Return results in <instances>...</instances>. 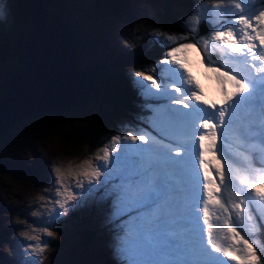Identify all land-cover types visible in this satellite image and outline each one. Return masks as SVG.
<instances>
[{
    "label": "snow or ice",
    "instance_id": "1",
    "mask_svg": "<svg viewBox=\"0 0 264 264\" xmlns=\"http://www.w3.org/2000/svg\"><path fill=\"white\" fill-rule=\"evenodd\" d=\"M206 4L198 0L184 32L153 36L164 54L152 74H131L142 113L122 125L125 133L112 135L97 163L55 166L58 187L41 197L53 204L41 229L47 237L56 235L51 229L69 205L105 203L119 264H261L264 248L258 255L257 241L238 228L247 220L252 235L261 231L250 206L264 202V0H217L215 20L202 13ZM7 7L0 0V18ZM202 17L211 25L203 31ZM193 47L216 74L219 104L188 70L185 56ZM23 238L35 243L21 242L18 264H40L28 257L50 241L28 231Z\"/></svg>",
    "mask_w": 264,
    "mask_h": 264
},
{
    "label": "rangeland",
    "instance_id": "2",
    "mask_svg": "<svg viewBox=\"0 0 264 264\" xmlns=\"http://www.w3.org/2000/svg\"><path fill=\"white\" fill-rule=\"evenodd\" d=\"M162 1L116 0L113 2L109 0L111 4L104 8L106 12L102 10L98 15L93 12L96 0H70L73 13L79 14L87 11V15L76 22V26L80 28V32H77L80 35L79 42L83 41L84 44V47L79 49L81 54L76 53V58L79 59L76 69L79 66L81 69L83 66L86 68L88 64L92 67L93 60L97 58L126 57L135 51H143L155 42L153 40L155 34L173 33L155 22L156 15L161 10ZM6 2L8 5L6 14L0 18V35L6 34V40L11 46L16 41V47L23 31L13 12L14 0H6ZM174 2L179 3L181 0ZM197 2L198 0H191L189 14L192 13ZM216 2L217 0H207V4L202 5L201 11L208 15L209 20L217 18L212 15L214 9L211 7ZM47 5L48 11L53 8L52 3L48 2ZM107 12H111V14L106 16ZM162 50L156 57L158 60L148 65V70H145L144 66L138 68L135 63L129 62L123 69L128 74L135 71H146L148 74H152L151 66L158 65L164 54V49ZM185 59L189 65L188 70L200 83L202 89L218 92L214 98L216 101L220 100L222 95L220 85L215 79L216 74H213L205 66L200 49L198 47L191 48L187 51ZM18 61L19 58L12 57L0 63V90L3 85L5 88V79L11 73L13 66L18 65ZM210 95L213 96L211 92H209ZM207 98L211 100L210 97ZM94 111L96 109L92 106L90 109H69L61 112L59 116L27 115L4 130L3 137H6L5 140L8 141V144L5 147L0 143V158L2 159L0 161V264H18L19 257L25 251L21 242L23 245L35 243L24 240L23 233L25 231L32 235H40L42 240L49 241L51 238L43 234L41 229L47 226L51 218L49 213L53 204L42 200L41 197L50 198L54 195V188L58 187L54 184L55 166L66 165L69 161L79 164L86 159H92L93 163H97L96 155L103 146L110 142L112 135L125 133L126 130L119 127L117 130L112 129L105 140L101 135L102 138L99 139L98 144L104 140L103 145L98 151L87 153L85 156H83L84 152L71 149L70 146L63 147L60 142L67 135V130L70 128L83 133L82 130H85L83 127L89 129L87 123L92 119L91 115ZM98 118L108 125L106 114H99ZM253 153L254 165L259 168L262 166L259 159L260 152L257 150ZM76 203L79 205V201ZM251 206L258 217L260 211H264L263 208H260V206L264 207V202L253 203ZM210 211L213 210L210 209ZM108 213L109 205L105 203L89 202L82 207L78 206L75 210L69 205L68 213L59 217L57 221L60 222L61 229L56 226L57 224L51 229L55 231L56 235L52 237V241L45 251L37 257L29 256L28 258L38 259L40 264H101V260L106 256L113 264H119L114 253V229L109 223ZM88 215L89 217H87ZM222 218L221 224L223 223ZM213 222L215 223V217H213ZM92 227L95 229V239L89 243L79 241L78 237L85 234V229ZM238 231H241V235L249 239L250 243L254 240L257 241L256 236L249 232L248 221L238 228ZM223 235V233L218 234L220 238L218 242H224ZM56 241V246L60 241L61 244H58L57 254L54 256L55 262H52L49 260L48 250L51 253V243ZM104 244L108 245L104 247ZM253 247L260 255L264 244L257 241ZM261 264H264V258H262Z\"/></svg>",
    "mask_w": 264,
    "mask_h": 264
},
{
    "label": "trees",
    "instance_id": "3",
    "mask_svg": "<svg viewBox=\"0 0 264 264\" xmlns=\"http://www.w3.org/2000/svg\"><path fill=\"white\" fill-rule=\"evenodd\" d=\"M112 1L115 2L116 0ZM174 1L175 0L162 1L161 10L158 15H156L155 22L168 31L182 33L184 32V20L190 15L189 12L191 10L189 7L191 5V0H181L179 3H175ZM50 3H52L53 8L48 11V5L46 4L45 24L48 23L54 12H61L67 8L69 10L73 9L70 0H53ZM110 4L111 2L109 3V0H96L93 5V12L99 15L101 11H104V8ZM12 8L16 19L22 27L23 34L18 40L16 47V41L14 42V45L11 46L6 40V34L0 35V63L7 59H11L12 57L19 58L18 65L15 64L11 73L6 77L5 88L3 85L0 90V96L7 90V81L16 74L19 67L24 63V54L21 50V45L28 37V29L31 24V19L28 14V0H14ZM202 13L205 14V12ZM109 14H111V12H107L106 16ZM209 27H211V25L205 23L202 17V22L200 24L201 31ZM73 30L76 33L80 32V28L76 26V23L74 24ZM79 36L80 35H78V37ZM83 47V41H78L76 53L81 54L79 49ZM162 51L161 47L153 42L147 49L143 51H135L126 57L113 56L116 58L94 59L92 67L88 64L86 68L84 66L82 68V83L79 91L76 93V99L73 102L65 103L60 107H56L54 110H39L34 114L37 116L46 114H50V116H59L61 112L69 109L82 110L84 108L90 109L94 106L96 111L91 115L92 119H87L89 121V123H87L89 129L83 127L85 130H82L83 133H80L69 128L67 130V135L60 143L63 147L70 146L71 149L79 150L81 153L84 152L83 156L87 153L96 152L103 145L105 137L112 129L117 130L119 127H122L125 122H135L138 115L142 113L140 107L142 100L137 92V88L132 82V75L126 73L123 67L129 62L131 64L135 63L138 68H143L144 66V69L148 70V65L157 61L158 59L156 57ZM213 57H215V53H213ZM77 61H79L78 58ZM99 114L107 115L108 125L105 121L98 118ZM101 135H103L104 140L98 144V141H100L99 139L102 138ZM5 139L6 137H3L2 135L0 138L2 146ZM0 161H2L1 158ZM90 214L92 215V213ZM87 217H89V215ZM56 224V226L61 229L60 222H56ZM257 235L262 244H264V225H261V231L258 232ZM94 236L95 229L92 227L85 229V234L78 237V240L84 243H89L95 239ZM49 241H52V237L49 238ZM56 243L57 241L51 243V253L50 250H48V257L52 262H55L54 256L57 254V246L58 244H61V241L57 246ZM107 245L108 244H104V247ZM101 264L113 263L105 256L101 260Z\"/></svg>",
    "mask_w": 264,
    "mask_h": 264
},
{
    "label": "water",
    "instance_id": "4",
    "mask_svg": "<svg viewBox=\"0 0 264 264\" xmlns=\"http://www.w3.org/2000/svg\"><path fill=\"white\" fill-rule=\"evenodd\" d=\"M52 1L28 0L31 24L21 45L24 63L0 96V138L9 125L27 115L73 102L81 86L82 69H76L79 37L73 27L87 11L54 12L45 24L46 4Z\"/></svg>",
    "mask_w": 264,
    "mask_h": 264
},
{
    "label": "bare ground",
    "instance_id": "5",
    "mask_svg": "<svg viewBox=\"0 0 264 264\" xmlns=\"http://www.w3.org/2000/svg\"><path fill=\"white\" fill-rule=\"evenodd\" d=\"M203 92H204V95L206 96V97H210V99L211 100H215L216 101V99L214 98V95H217V93H214L213 91H206V90H203ZM209 92H211L212 94H213V96H209ZM202 214V213H201ZM202 217V216H201ZM223 219V218H222Z\"/></svg>",
    "mask_w": 264,
    "mask_h": 264
},
{
    "label": "flooded vegetation",
    "instance_id": "6",
    "mask_svg": "<svg viewBox=\"0 0 264 264\" xmlns=\"http://www.w3.org/2000/svg\"><path fill=\"white\" fill-rule=\"evenodd\" d=\"M3 142H4V143H3V146L6 147V145L8 144V141H7V140H4Z\"/></svg>",
    "mask_w": 264,
    "mask_h": 264
}]
</instances>
